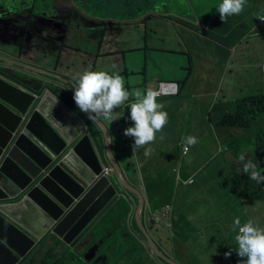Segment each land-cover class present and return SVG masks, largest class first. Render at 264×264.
Wrapping results in <instances>:
<instances>
[{"label": "rangeland", "instance_id": "obj_1", "mask_svg": "<svg viewBox=\"0 0 264 264\" xmlns=\"http://www.w3.org/2000/svg\"><path fill=\"white\" fill-rule=\"evenodd\" d=\"M5 1L7 0H0L1 7H5V4L3 3ZM9 1L12 5V8L14 9L11 11V14L8 15L7 20H13V15L15 14L16 9H20L21 5L22 9L24 10L25 8L30 7L32 4L27 0ZM82 1L83 0H58L56 4V10L58 11V14H61V19L59 22H57L60 24L58 29L56 27H44V18L42 16L31 14V16L36 17L34 18V30L35 32L39 30L40 36L41 33L46 30H54V32L58 35L61 34V32L63 34V32L66 31L65 27H67L68 36L67 38H64V42H61V40L57 38H47L41 43V37L40 40L36 39L37 44H42L43 46L49 47L24 49V52L19 57L15 51L9 48L8 45L3 44L0 41V53H3L1 51H4L5 53L3 54L16 57L20 62L56 66L57 69L65 73H72L76 76L78 73H83L85 70H91L93 67H97L95 66L97 65L96 62L92 58L94 55L92 53H88V51H82V48L84 47L87 50L89 44H97L98 38H91L86 35H82L83 37L80 36L78 42L81 47H70L71 44L75 43L74 37L77 32V26L83 27L84 25L83 23L78 22V17L82 16L85 18L84 15H87L80 12L82 9V4L83 8L90 12L89 15L91 17L95 15L97 17L94 19L100 21V18H110L111 14L109 13V9H106L110 6H115L120 12L121 2L120 0H107L108 2L105 3L106 7L98 5L93 8L89 4L84 5ZM128 1L129 0H126L125 6H130L128 10L131 15H133L135 10L138 9L137 15L151 14L154 16V10H159V6L153 0H130V3ZM260 1L264 3V0ZM187 2L189 3L190 1L187 0ZM221 2L222 0H216L218 6ZM133 3H136V6H134ZM173 5L174 0H172L170 6ZM187 5L190 6V3ZM168 6L169 5L163 7V14L170 13ZM4 12L5 13L2 14H7V11ZM2 14L0 12V17H2ZM28 14L29 13L20 12L21 17L14 20L17 26L21 28L25 26L26 18L30 17ZM131 17V21H134V23L131 22L132 25L130 28L129 26H124L122 29H119L118 32L107 34L106 38L111 36V38H113L114 44L120 45L123 32H129L127 41L132 49H128L126 55L128 59L132 58L131 65L135 66L137 69L132 71H135V74L140 78H143L145 73L148 74V78H150V75L162 74L161 78L165 81H177L178 77L183 78L185 76V71L180 67V65L185 64V62L179 55L181 51L168 50V47L180 48L179 44L174 45V42H176V38L178 40V37L170 36L169 30L162 31L161 29L160 32V28L159 34L161 33V35H155L151 31L150 33H146L145 30H142L144 29L143 23L138 26H134L140 22L135 21L133 16ZM163 23L165 24V21ZM151 24H153V21ZM175 24L179 26V24ZM1 25L2 23H0V26ZM165 27L166 26L164 25V29H166ZM151 35L156 36L158 42L155 43L154 41L156 40ZM114 44H111L109 47ZM51 47L55 48V50H52ZM158 47L162 51L158 50ZM67 48L68 50H71L68 51ZM63 50L65 51L64 53ZM195 52H197L195 54L198 56V58L208 55L207 51L203 49ZM193 61L194 60L188 62V65L191 68V75L183 88L182 97L170 103L172 104L170 105V107L172 106V113L177 116L175 125L173 121L166 123L162 129V133L158 135V142L166 144L169 142H174L178 135L181 139H184L190 134L201 135L200 141L202 145L208 143V148L203 150L191 149L189 154H182L181 146L177 145V169L175 170V173L172 172L173 189L169 188L166 191V194L173 197L171 209L173 208V205H175V207L178 209H181L184 202L189 203V207H186L185 209L192 208L195 210V212L194 214H191L190 217H186L185 219L189 221L192 219L198 223L203 222L206 226V229L212 228L215 229V231L212 232V235L208 231H205L201 236H198L200 240L194 245V258L189 253L187 256L176 250V244L169 236L173 232V228H171V224L169 223L168 215L162 216L161 213L163 210L153 216L155 220L153 228L157 232L152 233L151 236L153 239L155 238V235L156 237L158 236L157 234L161 236L162 240L160 241L162 242L159 241V236L157 237V240L154 241L156 244L160 245L159 248L163 253H165L168 257L173 258V260L178 264H241L244 258L239 257L236 252L238 245L235 242L234 237L237 232L233 231V220L236 216L241 217L243 215H247L248 212L254 211L256 222L264 224V183H256L255 185L251 184V191L247 193L243 192L245 185L241 184L239 185V188L235 189L234 193L230 187L233 185V181L229 180V172H233L235 166L237 167L238 165L232 162L231 153H237L238 155L243 154L245 159L255 160L259 157L256 154V147H259L261 151H264V109L263 111L252 116L248 114L247 117L250 122L249 125L245 127H240L238 125H220L219 121L221 120V116L227 113L236 112L238 108L237 101L243 97H239L240 92L234 90L232 91L231 89L226 88L228 81V75L226 73L227 70L225 72L226 74H223L222 76L221 83L217 84L211 80H206L207 78H191L194 73ZM203 64L209 65L207 62H203ZM189 67L187 68L188 72ZM210 67L216 71L222 70L219 66H217V68L212 66ZM110 71L118 70L112 69ZM211 74L213 78V73ZM259 74L260 73H257V75ZM15 75L20 79H23L24 77V75L22 76L21 74ZM123 77L125 78V76ZM136 77L137 76L132 75L130 77V81L133 82ZM217 80L218 79L215 81L217 82ZM261 80H264V77L261 78ZM192 81H196V84H194V88L196 85V89L188 91V84ZM238 85L242 86V84ZM245 86L252 92L254 90V93L251 95L264 93V82L260 83L258 81L254 84H245ZM54 89L58 94L65 96V92L60 90L61 88ZM139 89H144V85L140 86ZM230 95H233L234 97ZM193 97H195L194 101ZM163 98L166 99L168 97ZM157 102L159 103L160 99ZM120 108L121 107H119V110ZM115 110H117V108L113 110L114 113ZM127 111L128 114H130L129 108H127ZM164 111L167 112L169 118V112L166 109ZM209 115L212 117L210 137L206 128V124L208 126L210 125V123L207 121V117ZM86 117L88 118V116ZM90 126L95 135H99L97 123L92 122ZM175 127L177 128V131L174 129ZM238 130H246L247 132L240 133L242 134L241 137H236ZM161 134L164 135L163 140L159 139ZM115 135L117 141L125 140L123 133L119 130H116ZM207 138H209V140ZM100 142V145H102L103 142L101 141V138ZM229 143H233L234 145ZM160 151L162 150H155L156 153H159ZM204 151L211 158H206ZM162 155L163 154L160 153L157 156V159H159ZM239 172H243V170H239ZM130 174H134L135 177H138V173L134 172V170L130 172ZM144 179L145 183H147L146 173ZM161 183H164L163 186H161ZM167 185L168 182L166 179L159 183V191L161 194H163V192L167 189ZM259 186H262L263 189L258 190ZM252 190H256L257 193ZM238 194H240V196ZM148 207L149 206L146 207V210ZM143 213L145 214V211H143ZM105 218L106 220L104 222L100 221V223H98V225L92 230V234H94L96 239H94L95 242L91 248L97 247L99 249L100 247L99 252L102 253V255L98 257V259H102L100 260V263H102L106 257L108 259L107 264H128L130 261H134L135 258H137V255L134 253L135 250H131V247L130 254H123V250L126 248V236H122L121 229H117L108 216ZM261 227H264V225ZM179 228L181 229L180 226ZM102 235L103 237L106 236L105 240L100 238ZM164 237H167V239L164 240ZM101 239L103 244H100L98 247ZM48 240L49 238L45 240L46 242L44 241L45 244ZM224 240H226V244H224L226 249L223 251V249L220 247ZM90 242L91 241L88 243L90 244ZM42 244L40 245L44 250H41L40 254L30 257V262L28 255L21 264H38L42 260L44 254H46L48 251L51 252V247L55 248L52 250V252H56L57 254L64 250L59 245L60 243H57L58 245H56V243L53 242V245L55 246L50 244V246H47L48 244ZM41 247H39V249ZM69 249L71 251V248ZM181 250L184 252L183 249ZM229 252L231 255L226 258L225 253ZM84 264L90 263L86 262Z\"/></svg>", "mask_w": 264, "mask_h": 264}, {"label": "crops", "instance_id": "obj_2", "mask_svg": "<svg viewBox=\"0 0 264 264\" xmlns=\"http://www.w3.org/2000/svg\"><path fill=\"white\" fill-rule=\"evenodd\" d=\"M28 2L32 3L30 7L22 9V5L20 9H16L15 14L13 15V20H7L8 15L11 14V11L14 9L12 8V5L9 0L3 2L5 4V7L0 6V12L5 13L4 11H7V14H2V17H0V23L2 25L0 26V41L3 44H6L9 46V48L17 54V56L20 57V53H23L24 49L29 48H35V47H49V46H43L42 44H37V40L41 39V43L43 40L50 38V39H60L61 42H64V38H67L68 36V30L67 27H65L66 31L61 32V34H56L54 30L49 31H43L40 36V32L36 33V36H34L33 30H34V18L31 16V14L36 16H42L43 23L45 24L44 27H56L59 28V25L57 22L61 19V14H58V11L56 10V4L58 2L55 0H51V3L45 8L43 11V14H38L39 11L36 9V7H44L45 4H42L40 6H37L39 2L43 3L46 0H27ZM83 0L82 2L84 5H90L93 8L100 5L102 7H106L105 3L108 2L107 0ZM156 2V4L159 6V10H154V16L151 14H138V9L135 10L134 14L131 15L129 13L128 8L125 6L126 0H120L121 2V8L120 12L119 9L115 6H110L109 13L111 14L110 18H100V21L95 20L97 16L93 15L92 17L89 15V11L83 8L80 12L87 14L84 15V17L79 16L78 22L83 23V28L77 26V32L74 37V44H71L70 47L74 48H80V44H78L80 36L86 35L89 36V32L84 28L85 25L94 27L96 29L100 28L101 26H104L105 28V37L109 33H115L118 32L119 29H122L124 26L131 27L132 23L134 21H131V16L134 17V20L137 22H140L137 25L143 23L142 30H145L146 33L153 32L155 35H161L159 34V28L160 32L169 30L170 36L178 37V40L176 38V42H174V45L179 44L180 48L177 47H168V50H179L181 59L185 62V64H181L180 67L185 71V76L183 78H179L178 80H186L187 76V68L189 67L188 62L191 60L193 61V69L194 73L191 78H207L206 80H211L214 83H221L223 74L228 75V81L226 88L231 89L232 91H238L239 97H244L247 95H251L254 93L251 90H249L245 84H254L256 82H264V80H261V78L264 77V23H261L259 21V17H264V3H262L260 0H247V6L244 8L243 12H241L239 15H233L227 19V22L224 23L220 19V15L217 11L218 4L216 3V0H189L190 6L187 0H174V5L170 6L172 3V0H153ZM130 3V0L128 1ZM132 2V1H131ZM187 2V3H186ZM134 6H136V3H133ZM169 5L168 9L170 11L169 14H163V7ZM140 7V3H139ZM31 8V9H30ZM31 10L28 12V10ZM20 12L29 13L30 17H27L25 20V26L23 28L17 26L15 19H19L21 17ZM90 17V18H89ZM168 17V18H165ZM149 21V22H148ZM153 21V24L151 22ZM165 21V24L163 23ZM5 22V23H3ZM132 22V23H131ZM175 23L179 24L176 25ZM166 26L164 29V25ZM204 26V27H203ZM35 31V30H34ZM129 32L124 31L122 34L121 44L115 45L113 42V38L111 36L104 39L103 42H105L103 45L101 43L99 44H89L87 50L83 47L82 51H88L90 53L95 54L96 52H99L98 56H92L93 60L96 62L97 67H93L90 71H107L111 73L113 68V65H115V69L118 70V72H124L121 76H125V88L129 92H131L135 88H139L140 86L144 85V89L153 88L157 85L158 81L163 80L161 78L162 74H155L150 75V78H148V74H146L145 77L140 78L136 74H128L132 70H137L135 66L131 65L132 58L127 57L126 53L128 49H132L127 41ZM152 36V35H151ZM83 37V36H82ZM155 38V43L158 42L156 36H152ZM92 38V37H91ZM110 39V40H108ZM37 44V45H36ZM111 44V47H109ZM156 46V45H154ZM160 46V45H159ZM52 50H55V48H52ZM158 50L159 47L157 48ZM206 50L208 55H204L202 58H198V56L195 54L199 50ZM68 50V48H67ZM71 50V49H70ZM68 50V51H70ZM110 51L112 53H110ZM162 51V50H160ZM5 53L4 51H1ZM62 52V51H61ZM65 51L63 50V53ZM0 53V68L1 69H11L13 66L12 63H16V65H21L27 69H29L32 74H29L32 76L35 80L34 82H42L43 84H49L53 88H62L65 92V96L60 95L61 98H56L59 102L58 109H57V119L59 120V124L63 130V132H67L69 129H67L68 125L70 124L71 128H78L80 119L83 120L84 118L80 116L79 114H84L85 116H88L86 113L80 111V109L76 106L74 103L73 95H74V89L78 83V78L76 75L72 73H65L59 69H57L56 66H48L45 64H31L27 62H20L16 57L7 56L6 54ZM120 53V55H119ZM256 56H255V55ZM84 61V60H83ZM203 62L209 63V65L203 64ZM10 65V66H9ZM212 67L219 66L222 70L216 71ZM10 67V68H9ZM127 70V72H126ZM227 70V72H226ZM226 72V73H225ZM213 73V78L212 74ZM257 73H260L257 75ZM37 74L38 76H36ZM137 76L133 82L130 81L131 76ZM216 79L217 82L215 81ZM33 80V79H31ZM177 80V81H178ZM55 81H58L60 83L58 86L54 84ZM179 82V81H178ZM196 81L189 82L188 84V91H192L196 89V85L194 88V84ZM187 83V82H186ZM185 83V85H186ZM143 84V85H142ZM238 84H242V86H239ZM63 85V87H61ZM181 88L180 93L177 96H171L166 99L164 98H158L157 101L160 99L159 103H162L164 105L163 111L166 109L169 112V118L167 123H170L173 121L175 125V120L177 119V116L172 113V106L170 107V104L172 101L178 100L182 97V91L184 86ZM261 90V89H260ZM257 90V91H260ZM181 95V96H180ZM234 97L233 95H230ZM193 97V101H194ZM130 100L134 99V97L129 98ZM72 101V102H71ZM158 103V102H157ZM226 103V102H224ZM117 110H115V117L111 123H109L106 120H102L105 125L108 128L110 139L108 142L111 143V146L113 148L114 155L120 164L121 167V173L124 181L131 186L138 189L142 195L144 196L146 202L149 205L147 196H148V183L157 173V168L162 164L161 162H164L166 167L170 166V169L172 170L173 163L177 164L178 155L174 152V149L176 147L177 141L169 142L166 144L160 143L157 141L151 143V145H145L143 147H139L133 152L132 145L134 144V139L132 137H127L124 135V130L128 127L133 126V122L130 119V114H128L127 108H128V102H125V104L120 105ZM79 113H77V112ZM198 118L197 116H195ZM85 121V120H83ZM86 123V122H85ZM83 124V123H82ZM88 124V123H86ZM84 125V124H83ZM89 126V125H88ZM85 127V125H84ZM97 127L99 128V135L96 136V139L99 143V147L102 149L106 145V138L103 136V130L100 127L99 124H97ZM121 129V130H120ZM174 129L177 128L175 127ZM61 130V129H60ZM90 130V128H89ZM116 130L123 133L125 140L117 141L115 132ZM246 130H238L237 134L239 133H246ZM161 132H158V135ZM242 136V134H240ZM100 138L103 142L102 145H100ZM122 143V144H120ZM151 148V154L148 156L144 155L145 149ZM182 149V148H181ZM155 150H162L159 153H156ZM106 153V151H105ZM162 153L163 155L161 157H164L162 160H158L157 156ZM189 154V152H188ZM138 173V177H135L134 174H130V172ZM169 170V169H168ZM113 172V169H112ZM145 173H146V180L147 183H145ZM168 178V185L169 188H172V177L171 172L167 173ZM135 177V180H134ZM112 179L117 182L118 177L117 175H113ZM144 180V181H143ZM173 189V188H172ZM171 189V191H172ZM174 191H175V185H174ZM128 201H131L134 205V208H136L137 201L132 195H128L124 193ZM118 201L114 203L116 205ZM113 205V206H114ZM251 206V205H250ZM253 207V206H252ZM264 207V206H263ZM149 209V207H148ZM147 209V211H148ZM237 217V216H236ZM255 219V212H248L247 215H243L240 217L241 222H245L248 219ZM200 225L204 223H199ZM260 226L264 224L258 223ZM149 222H147V230L152 235L154 233V230L150 231L148 229ZM31 227L34 230H38L41 228L40 224H37L36 222L31 223ZM156 231V230H155ZM215 231V229L212 230V232ZM157 232V231H156ZM238 232V230H237ZM159 241L161 239V236L157 234ZM154 236V235H153ZM154 240H157L156 235L154 236ZM48 244V245H47ZM53 245V242L48 240L45 245L50 246ZM55 246V245H53ZM41 247V245L39 246ZM37 247L32 253H30V257L36 256V254H40L41 250H44L43 247L39 249ZM38 250V251H37ZM35 254V255H34ZM216 257V256H215Z\"/></svg>", "mask_w": 264, "mask_h": 264}, {"label": "water", "instance_id": "obj_3", "mask_svg": "<svg viewBox=\"0 0 264 264\" xmlns=\"http://www.w3.org/2000/svg\"><path fill=\"white\" fill-rule=\"evenodd\" d=\"M12 64L10 70L0 68V264H21L48 238L81 247L79 253L93 258L98 248L86 251L95 238L92 230L124 193L138 197L135 219L152 252L178 264L144 226V196L124 181L105 123L96 122L106 138L102 149L85 119L63 132L54 98L60 95L49 84L35 83L29 69ZM109 167L114 172L107 175ZM32 222L41 228L34 230Z\"/></svg>", "mask_w": 264, "mask_h": 264}, {"label": "trees", "instance_id": "obj_4", "mask_svg": "<svg viewBox=\"0 0 264 264\" xmlns=\"http://www.w3.org/2000/svg\"><path fill=\"white\" fill-rule=\"evenodd\" d=\"M50 3H51V0H46L43 3L39 2L37 4V6H40L42 4H45V5H44V7H41L40 9H39V7H36V9L39 11L38 14H43V11L45 10V8ZM30 9L28 10V12L31 11ZM84 28L90 33L89 34L90 37L98 38L97 44H99V43L104 44L105 43V42H103L104 41L103 38L106 39L104 26H101L100 28L96 29L94 27L85 25ZM88 53H90V52H88ZM110 53H112V52L110 51ZM21 55H22V53H20V56ZM93 55L98 56L99 52H96ZM126 72H127V70H126ZM123 73H124L123 71L120 72V75H122ZM135 73H136L135 71H130L128 74L131 75V74H135ZM146 74L147 73H145V76H146ZM190 75H191V68L189 67V72L186 76V80L185 81L184 80H178L179 84H180V90L183 87V85H185V83L187 82ZM60 90L63 91L62 88ZM177 95H171V96H177ZM171 96H166V97H171ZM237 103H238L237 111L234 113H227V114L222 115L221 120L219 121L220 125H222V126L238 125L240 127H245V126L249 125L250 120L247 117L248 114H250V116H252V115L257 114L258 112L263 111V109H264V93H260L257 95H250V96L240 98L239 101H237ZM79 115L82 116L86 120V122L89 124V127L91 129L90 125H91L92 121L88 120V118L84 114H79ZM211 120H212V117H211V115H209L207 117V121H208V123H210V125L208 126L206 124V128L208 130L209 137L211 134V127H212V121ZM188 136H196L198 139L197 144H195L194 146H188L189 152L191 151V149L203 150L205 148H208V146H209L208 143H205L204 145L201 144V141H200L201 135H190L189 134ZM236 137H241V135L238 133ZM207 139L209 140V138H207ZM157 141H158V138H157ZM176 141H177V144H176V147L174 149V152L177 154V145L182 146V144H184L183 143L184 139H181L180 136L178 135ZM229 144L234 145L233 143H229ZM231 154H232V162L239 166V167L235 166V168L233 169V172L232 171H231V173L229 172V176H230L229 180L233 181V185L230 186L231 190H235V189L239 188V185L243 184V185H245L243 192L247 193V192L251 191V188H250L251 184L255 185L257 182L249 179V176L247 174H245L244 172H239V170H243L242 163L239 160L240 154L239 155L237 153H235V154L231 153ZM256 154L259 157L256 158L255 160L252 159L251 161H253L257 165L258 170H260L261 173L264 174V151H261V149L259 147H256ZM205 155H206V158L207 157L211 158L206 152H205ZM162 159H164V157H160L158 160H162ZM245 161H248V159H245ZM161 163L162 164H160V166L157 168L156 177L154 176L152 178V180H150V182L148 183V196H147V199L149 202L148 212H147V210H145L146 215L144 213H142L143 224L147 226V222H149L148 229L150 231L154 230V232H156V231L153 228V226L155 224L153 214L163 210V208L166 205L173 204L172 203L173 197L166 194V191L169 189V186H167V189L163 192V194H161L159 191V189H160L159 183L163 182L165 179L168 182V178L166 176L167 173L171 172V177H172V172L175 173V170L177 169V166H176L177 164H175V163H173L175 165H171L172 170L170 169V166L166 167L165 164L163 165L164 162H161ZM163 184L164 183H161V186H163ZM262 189H263L262 186L258 187V190H262ZM252 191L257 193L256 190H252ZM238 195L240 196V194H238ZM133 197L136 199V201H138L137 196L133 195ZM189 205H190L189 203L184 202L183 207L181 209H178L177 207H175V205H173V208L169 210L168 220H169V223L171 224V228H173V232L169 236L175 242V244H176L175 248L177 251H179V252H181L187 256L189 253L194 258L195 257L194 245L200 240L198 236H201L205 231H208L212 235L213 229L212 228L206 229V226L203 228V225H200L198 222H196L192 219H190L191 221L186 220L185 219L186 217H190V215L194 214V212H195V210L192 208L185 209L186 207H189ZM106 216H108L112 220L113 225H115L117 229L118 228L121 229L122 236H126V238H127L126 244H125L126 248H124L123 254L124 255L130 254L131 253L130 247H131V250H135L134 253H135V255H137V258H135L134 261H130L128 264H170V263L164 261L163 259H160V257H158L155 253H153L152 250L149 248V245L147 244V239H146L143 231L139 228V226L136 222L134 205L131 201L127 200L126 196H124V198L119 200L116 205L112 206L108 210V212L102 218V220H101L102 222H104L106 220V218H105ZM179 226L181 227V229L179 228ZM100 238L105 240L106 236L103 237V235H102V236H100ZM94 239H96V238H93L91 240L89 246L87 247L88 249H90L92 247V245L94 244V242H95ZM102 239L99 242L98 247L100 244H103ZM166 239H167V237H164V240H166ZM160 240H162V238ZM45 242L43 241L42 242L43 244L42 243L41 244L44 245ZM160 242H162V241H160ZM224 244H226L225 240L223 241V243L220 247L221 249H223V251L226 249ZM62 248L64 250L61 253L57 254L56 252H54V253L52 252V250H54L55 248L51 247V249H50L51 252L48 251L46 254H44L42 260L38 264H84L86 262L90 263V264H105V262H106V264L108 263L107 257L105 258V260L102 263H100V261L98 262V260L100 259V258L98 259V257L100 255H102V253L99 252L100 247L96 251L95 256L91 259L85 258L82 255V253H79L77 250L71 249V251H70V249L67 247H62ZM88 249H87V251H88ZM181 249H183L185 253Z\"/></svg>", "mask_w": 264, "mask_h": 264}, {"label": "clouds", "instance_id": "obj_5", "mask_svg": "<svg viewBox=\"0 0 264 264\" xmlns=\"http://www.w3.org/2000/svg\"><path fill=\"white\" fill-rule=\"evenodd\" d=\"M246 6L247 0H222L217 11L221 21L226 23L229 17L239 15ZM263 18L259 17L261 23H264ZM113 68L115 69V65H113ZM77 78L78 83L74 89L73 99L80 111L86 113L88 119L93 123L100 120H106L111 123L116 115L113 110L128 102L133 126L126 128L124 135L134 139L133 152L139 147L155 142L157 139L156 134L158 132L162 133V129L168 121V114L163 111L164 105L157 103V99L180 93L178 81L165 80L158 81L156 86H158L159 82H166L169 84L167 86H176V89L160 96H158L157 91L151 88H135L129 92L125 88L124 77L118 71L109 73L107 71L85 70L83 73H78ZM130 96L134 97V99L130 100ZM159 139L163 140L164 135L161 134ZM183 143L186 146H194L198 143V139L196 136H188L184 138ZM151 151V148H146L144 155H150ZM239 160L242 163L243 172L249 176V179L257 183H264V174L258 170L255 163L251 160L245 162L243 154L239 156ZM232 191L235 193V190ZM147 206L148 203H146L143 211L146 210ZM168 207L167 214L163 215ZM170 209L171 205H166L163 211L161 210L162 216L168 215L169 218L168 212ZM233 231L237 232L234 237L238 245L236 252L239 257L244 258L241 264H264V227H261L256 220L251 218L242 223L240 217L237 216L233 220ZM230 255V252L225 253L226 258Z\"/></svg>", "mask_w": 264, "mask_h": 264}, {"label": "built area", "instance_id": "obj_6", "mask_svg": "<svg viewBox=\"0 0 264 264\" xmlns=\"http://www.w3.org/2000/svg\"><path fill=\"white\" fill-rule=\"evenodd\" d=\"M263 20H264V18H263ZM57 83H60V82H58V81H55L54 82V84L58 86L59 84H57ZM167 84L168 83H166V82H159L158 86L153 87L151 89L157 91L158 92V96H160L162 94L170 93V92H172L173 90L176 89V86L169 87V86H167ZM171 85H175V84H171ZM61 87H63V85ZM188 151H189V147L186 146L185 144H182V152H183V154H186ZM111 170H112V168L109 167V168L105 169L104 172H105V174L109 175ZM168 209H169V207L167 208V210H165V212L163 213V215H166L167 214Z\"/></svg>", "mask_w": 264, "mask_h": 264}, {"label": "flooded vegetation", "instance_id": "obj_7", "mask_svg": "<svg viewBox=\"0 0 264 264\" xmlns=\"http://www.w3.org/2000/svg\"><path fill=\"white\" fill-rule=\"evenodd\" d=\"M35 28H36V25H35ZM33 33H34V36H36V33H37V35H38V33H39V30H37V32H35L34 30H33ZM83 244H85V243H83ZM56 245H58V244H56ZM61 247H67V248H69L68 246H66V245H64V244H59ZM53 246V245H52ZM77 248L79 249V250H81L82 248L81 247H75V249H72V250H77ZM88 249V248H87ZM89 250V249H88ZM87 251V250H86ZM85 251V252H86ZM82 255L84 256V253H82ZM30 258H29V262H30ZM100 260H102V259H99L98 260V262L100 261Z\"/></svg>", "mask_w": 264, "mask_h": 264}, {"label": "bare ground", "instance_id": "obj_8", "mask_svg": "<svg viewBox=\"0 0 264 264\" xmlns=\"http://www.w3.org/2000/svg\"><path fill=\"white\" fill-rule=\"evenodd\" d=\"M113 172H114V170H113ZM111 173H112V170L110 171V174H111ZM144 199H145V198H144ZM146 203H147V202H146V200H145V205H146Z\"/></svg>", "mask_w": 264, "mask_h": 264}]
</instances>
